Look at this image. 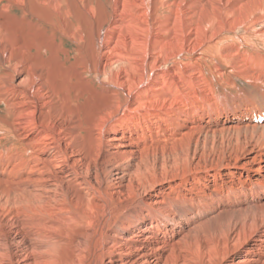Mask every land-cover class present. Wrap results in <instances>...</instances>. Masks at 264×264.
I'll list each match as a JSON object with an SVG mask.
<instances>
[{
    "label": "bare ground",
    "instance_id": "1",
    "mask_svg": "<svg viewBox=\"0 0 264 264\" xmlns=\"http://www.w3.org/2000/svg\"><path fill=\"white\" fill-rule=\"evenodd\" d=\"M0 264H264V0H0Z\"/></svg>",
    "mask_w": 264,
    "mask_h": 264
}]
</instances>
